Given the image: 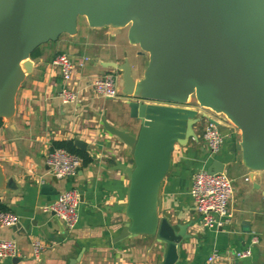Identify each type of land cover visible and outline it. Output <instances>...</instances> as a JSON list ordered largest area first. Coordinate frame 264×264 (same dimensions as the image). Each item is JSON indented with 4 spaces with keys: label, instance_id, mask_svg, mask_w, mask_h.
<instances>
[{
    "label": "crops",
    "instance_id": "crops-1",
    "mask_svg": "<svg viewBox=\"0 0 264 264\" xmlns=\"http://www.w3.org/2000/svg\"><path fill=\"white\" fill-rule=\"evenodd\" d=\"M127 34L126 25L91 27L85 19L77 21L75 34L42 44L30 58L32 67L16 91L13 112L0 123V203L17 217L15 225L0 227V240H14L20 252L0 264H70L73 259H77L74 264L163 263L167 245L156 235L126 234L130 219L121 210L128 200L133 159L130 146L111 129L135 137L141 122L130 117L129 99L121 94L120 65L127 59L134 80L139 81L148 64V54H139ZM59 52L76 62L86 58L69 84L79 91L80 99L73 103L63 104L58 96L61 78L52 60ZM107 73L116 76L120 91L117 98H105L109 104L90 86ZM185 106L199 111L192 127L196 138L175 143L157 192L158 219H167L174 231L187 225V237L177 245L172 264H264V171H251L242 162L240 132L227 119L196 103ZM209 120L216 121L224 135L221 149L212 154L202 139ZM68 140L85 143L91 161L76 176L54 183L47 155L54 142ZM214 159L229 169L234 190L228 223L208 229L199 223L189 189L193 175L206 170ZM42 179L58 193L71 188L83 191L72 230L44 209L58 193L41 194ZM34 239L43 244L38 255L32 252ZM248 246L250 256L234 258V251ZM213 253L227 258L208 262Z\"/></svg>",
    "mask_w": 264,
    "mask_h": 264
},
{
    "label": "water",
    "instance_id": "water-1",
    "mask_svg": "<svg viewBox=\"0 0 264 264\" xmlns=\"http://www.w3.org/2000/svg\"><path fill=\"white\" fill-rule=\"evenodd\" d=\"M78 17L91 27L128 26V41L148 54L139 81L127 59L120 65L121 94L129 99L130 117L141 122L139 131L135 137L111 131L130 146L133 159L121 209L130 219L126 234L156 235L167 245L162 264H172L187 225L174 231L167 219H158L157 192L175 143L196 138L199 111L185 106L188 98L225 115L240 132L242 162L264 171V0H0V119L13 112L16 91L32 67L30 54L75 34ZM73 145L86 150L79 140ZM206 172L229 169L214 159ZM51 180L58 182L54 175ZM41 182V194L58 193Z\"/></svg>",
    "mask_w": 264,
    "mask_h": 264
},
{
    "label": "built area",
    "instance_id": "built-area-1",
    "mask_svg": "<svg viewBox=\"0 0 264 264\" xmlns=\"http://www.w3.org/2000/svg\"><path fill=\"white\" fill-rule=\"evenodd\" d=\"M86 58L74 61L67 53H58L52 60V64L58 69L61 78V87L58 94L63 104L73 103L80 99L79 91L70 88V82L78 67H82ZM116 76L112 73L104 74L92 80L90 86L96 95L114 99L119 96V88ZM202 139L207 150L212 154L219 151L224 143L219 124L207 121L202 133ZM47 164L52 175L57 179H65L76 176L82 166V159L64 148H53L47 155ZM248 180V177H245ZM232 180L226 172L207 173L206 170L196 172L192 177L189 194L194 202L199 223L208 229H219L226 225L231 217L230 202L233 195ZM79 192L75 188L61 191L55 201L45 207L56 215L66 226L72 230L78 220L77 209L79 205ZM17 217L8 210H0V227L13 226ZM256 243L254 239L253 244ZM43 244L37 239L32 240L31 248L38 255ZM251 246L233 252L236 259L250 256ZM20 256L19 249L14 240H0V260L12 259ZM216 253L208 257V262L222 260Z\"/></svg>",
    "mask_w": 264,
    "mask_h": 264
},
{
    "label": "trees",
    "instance_id": "trees-1",
    "mask_svg": "<svg viewBox=\"0 0 264 264\" xmlns=\"http://www.w3.org/2000/svg\"><path fill=\"white\" fill-rule=\"evenodd\" d=\"M39 47H40V46H39ZM39 47L36 48V49L30 54V58H33V57L36 55V53H37ZM59 53H62V52H59ZM57 54H58V53H57ZM57 54H56V55H57ZM56 55H55V56H56ZM55 56H54V57H55ZM1 122H2V119H0V123H1ZM53 148H64V149L68 150L69 152L78 155V156L82 159V166L87 165V164L91 161V158H90V156L88 155V153H87L86 151H81V150L75 148V146L73 145V141H71V140H68V141H60V142H54V143H53V147H52V149H53ZM0 210H8V209H7V207H6L4 204L0 203Z\"/></svg>",
    "mask_w": 264,
    "mask_h": 264
},
{
    "label": "rangeland",
    "instance_id": "rangeland-1",
    "mask_svg": "<svg viewBox=\"0 0 264 264\" xmlns=\"http://www.w3.org/2000/svg\"><path fill=\"white\" fill-rule=\"evenodd\" d=\"M78 22H80V21H83V22H85V19L83 18V17H78V20H77ZM99 99H101V100H104V102L106 103V104H109V102L105 99V98H103V97H98ZM188 100H189V102H191V103H195L196 101H195V97L194 96H190L189 98H188ZM222 118H225V120L227 119L226 117H225V115H223V114H219ZM228 121V122H227ZM227 123L229 124V125H232V126H234L228 119H227ZM235 127V126H234ZM236 128V127H235Z\"/></svg>",
    "mask_w": 264,
    "mask_h": 264
}]
</instances>
